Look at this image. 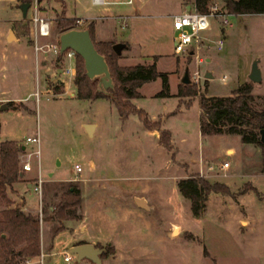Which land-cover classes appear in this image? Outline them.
Here are the masks:
<instances>
[{"label":"rangeland","instance_id":"rangeland-1","mask_svg":"<svg viewBox=\"0 0 264 264\" xmlns=\"http://www.w3.org/2000/svg\"><path fill=\"white\" fill-rule=\"evenodd\" d=\"M190 1L102 0L94 4L91 0H32L23 18L19 0H0V106L3 103L5 107H0V139L13 137L22 143L27 135H38L45 180L51 170L69 177L87 173L86 159L92 160L94 171L104 178H100L99 187L87 191L93 199L87 208V221L99 219L111 242L99 243L109 251L100 264H264V154L259 146L242 144L235 134H200L195 96L150 95L161 88L160 77L145 81L140 88L143 95L131 98L152 119L164 113L159 119L161 127L170 130L169 146L156 144L143 133L136 115L128 114L127 123L120 124L118 110L107 97L60 95L63 81L68 82L69 90H75L73 77L69 79L62 70L63 58L35 53V9L51 25L50 35L37 38L39 44L58 40L53 21L63 8L67 16L86 17H77L80 28L104 18V28L113 27L112 36L104 41H128L117 63L151 62L155 56V68L167 73L172 92L182 67L192 69L193 58L185 52H173L169 15L190 8ZM103 6L108 10L104 12ZM103 13L111 16L107 19ZM124 14L127 21L122 26ZM228 18L232 26L230 33H224L222 49L215 51L211 43L206 52L210 59L199 65L202 73L210 71L211 75L192 83L199 92L205 83L206 95H226L248 79L249 65L257 59L261 78L252 87L257 96L264 92V13L229 14ZM9 32L13 36L8 39ZM98 37L93 32V38ZM94 122V131L89 134L85 124ZM227 145L234 153L223 151ZM29 146L34 150L37 144L29 141ZM31 157L33 168L24 180L29 182L37 173V156ZM201 160L203 165L229 161L225 176H205L223 181L229 192H209L202 209L193 214L175 182L197 173ZM75 163L80 166L78 173ZM44 185L41 194L31 188L25 193V206L30 210L38 211L43 202L58 200L61 189L50 186L46 191ZM12 190L10 196L18 203L19 191ZM131 194L143 195L149 206L135 208ZM5 204L0 197V209ZM41 222L44 244L52 239L55 251L72 256L66 262L62 253L54 254L45 264H88L75 261L66 243V230L55 233L57 223Z\"/></svg>","mask_w":264,"mask_h":264},{"label":"trees","instance_id":"trees-1","mask_svg":"<svg viewBox=\"0 0 264 264\" xmlns=\"http://www.w3.org/2000/svg\"><path fill=\"white\" fill-rule=\"evenodd\" d=\"M31 1L19 0L20 3H31ZM221 1L226 11L234 16L241 13H264V0ZM190 2V7L194 5L196 10L204 12L210 0H191ZM75 18L67 16L64 8L56 15L53 22L56 25L57 38L60 32L78 27L79 23L75 21ZM85 27L88 28L89 37L95 49L105 58L113 86L108 89L107 93L97 91L96 79L90 80L86 76L83 71V59L75 52V75L73 76L75 96L83 99L107 97L115 104L120 115L134 114L143 126L158 130L159 143L168 147L170 135L167 130L160 128L159 120L150 119L144 110L131 102V98L140 95L137 88L144 81L157 77H160L161 88L154 95H168L167 73L155 68V56L150 63L137 62L126 66L118 64L119 54H115L111 49L113 41L95 40L92 21L88 22ZM124 43L127 47L128 43L126 41ZM203 80L205 81L206 78ZM176 85L175 96L196 97L200 134H235L239 136L242 144L259 146L264 154V145L259 141L258 133L260 128L264 127V92L254 96L251 80L242 81L235 88L230 89L226 95H206L205 83L202 92H199L190 81L187 83L179 81ZM6 104L11 105V101H7ZM23 151V143L19 140L3 139L0 141V197L6 203L0 209V264H28V261L37 257L41 250L40 221L53 219L60 223L58 228H61L64 226V219L71 213V209L79 205V189L72 181L64 184L63 192L56 202L42 206L41 214L25 212L22 201L14 203L10 193H13V183L23 179L24 173L20 167L19 156ZM175 184L178 192L189 201L193 214L202 209L209 192H229V186L223 181L210 180L197 173L179 177ZM251 188L254 189V187ZM107 246L111 249L110 245ZM94 247L100 250L98 255L101 261L109 255L106 246L105 248L97 243ZM88 264H90L89 261Z\"/></svg>","mask_w":264,"mask_h":264},{"label":"crops","instance_id":"crops-1","mask_svg":"<svg viewBox=\"0 0 264 264\" xmlns=\"http://www.w3.org/2000/svg\"><path fill=\"white\" fill-rule=\"evenodd\" d=\"M124 1L125 2H130V1H126V0H124ZM91 3H93V2H91ZM102 10L105 12L108 9L103 6L102 7ZM104 14H107L108 15L107 17H105L107 19H108L109 16H111V13H103V15ZM242 14H245V13H241L240 15H236V16H241ZM126 15L127 14H124V16H121V17H124L123 18L124 21H127V20H125L126 17H127ZM75 17L76 18L77 17L86 18V17H83V16H75ZM103 23H104V18H99L98 21L96 20L95 23H93V32H94V34H98L99 35V37H98L99 39L98 40H105V39H108L109 37L112 36V31H113L112 28L113 27H110V28L108 27V29H106V28H104V24ZM114 23H115V21H114ZM112 25H113V23H112ZM231 26H232V23H231ZM231 26H229L227 28V30H225V31H228L229 30L228 33H230ZM209 32H210V34H216L217 33L216 26H214L212 29H210ZM125 41L128 43L127 40H123L122 42H125ZM156 59H155V61H156ZM209 59H210V56L208 54L206 56V59L205 60L208 61ZM149 62H150L149 59L148 60L147 59H142V61L139 62V63H149ZM132 64H134V63H132ZM126 65H128V64L125 63L124 66H126ZM205 72H207V71H205ZM68 77H69V79H71L73 76H68ZM260 78H261V69H260ZM142 84L137 88V90H138V92L140 94L138 97H141L143 95L141 93V91H140V88L142 87ZM167 86H168V82H167ZM62 89L63 90L60 92V95L62 94V96H64V95H67L68 96V94H69V96L76 97L75 96V90H69V88H68V82L63 81V83H62ZM176 90H177V85H176L175 90L172 91V92H169V86H168V95L169 94L175 95ZM156 92H153L150 95H153L155 97L154 94ZM138 97H135V98H138ZM95 98L96 99H101L102 97H95ZM179 98L180 97L177 96V99H179ZM136 107H138V106H136ZM138 108H141V107H138ZM141 109L144 110V108H141ZM175 111H177V108L174 110V112ZM145 113H146V111H145ZM146 115H147V113H146ZM162 115H164L163 112H161L159 114V118ZM198 115H199V109H198ZM118 118L121 120L120 121L121 122L120 124H122V125L123 124H126L127 121H128V114L126 116H122V115L119 114L118 115ZM159 118L157 120H159L160 128H163V127H161V119H159ZM150 119H152V118H150ZM152 120H156V119H152ZM140 123H141V121H140ZM89 125L91 126L90 127V133H92L94 131L95 122L93 124H89ZM141 125H142V123H141ZM142 127L144 129V132L143 133L146 136H148L149 139H152V140L155 139L154 140L155 143L156 144H160L159 141H158V136H157L158 135V130H156V129H148V128H146L143 125H142ZM163 129L167 130L168 131V134H170L169 128L165 127ZM29 136L27 135L26 137H29ZM26 137H25V139H26ZM3 139H7V138H1L0 141H2ZM12 139H15V138L12 137ZM15 140H17V139H15ZM169 140H170V137H169ZM28 142L29 141H27V139L24 142H22L23 143V149L24 150H29V149L32 150V147H30V146L28 147ZM160 145H162V144H160ZM36 148L39 149V144H38V146ZM228 150H231L230 153H234L233 147H231L229 145H227L223 149V151H225V153H227ZM39 153H40V150H39L38 154L36 155L37 156L36 157V160H37V162H36V172L37 173H34V175H33V177H34L33 181H30V182L29 181H24L25 180V176L27 174H30V172H31V170L33 168L32 163H31V169H29V171H25V172L23 171V173H24L23 174V179L20 180V181H16V182L13 183V189L19 191V194H20L19 200L23 202V205L22 206H24V210L27 213H35V214L38 213V214H41V208L43 206L42 205L41 207H39L38 208V211H35L34 209H31L30 210L28 208V206H25L26 205V201H25V196H24L25 193H29L30 192V188L31 189H34V184L36 183V180H37L38 176H41L43 178L42 172H41V169H40V156H39ZM32 155H34V153L31 154V156ZM86 161H87V164H88L87 165V167H88V169H87L88 172L87 173L76 174L73 177H69L67 175H55V172L51 170V171H49L50 177H48L46 180L44 179V182H43V183H45L44 188L46 189V191L48 190V188L50 186L56 187L57 189H61V191L58 194H61L63 192L64 184L67 181L74 182L75 183V186L79 189V195H80L79 205H77V206H75V207H73L71 209V213L69 214V216L64 219V226H62L61 228H58L59 225H60V223L57 222L56 220H53V219H50V220H47L46 221V222H48V224L57 223V226H55V228H54V232L55 233H58V232L64 231V230H66L68 232L66 234L67 235V239H66L67 242L66 243L68 245L69 250H70V248L72 246L79 245V244H75V243L76 242H80V241H82L81 243H90L93 246L94 245H97V243H100V242H106V243H109L111 245L110 239L105 235L104 231L101 229V222H100V220L99 219H96V220L87 221V218H88L87 217V214H86L87 213V208L90 205L89 203L93 202V199H92V197L90 195V192H87V191H89L90 188H94L95 186L96 187L97 186L99 187V183L98 182L100 181V178H104V176L101 173H98V172H95L94 171L95 170L94 164H93L92 160H90V158H87ZM204 162L205 161H203V160L198 161L195 170H198V167L199 166L200 167L204 166L203 165ZM235 162H236V160H235ZM75 164H77V163H75ZM79 170H80V166H79L78 171ZM195 170L194 171H191V172H195ZM78 171L76 173H78ZM43 183H42V185H43ZM42 185H41V189H42ZM34 190H36V189H34ZM41 193H42V190H41V192H39V194H41ZM131 196H132V198L134 200V202H133L134 204L133 205H134L135 208H138V207H144V208H146V207L149 206V204L146 202V200H145V198H144L143 195H140V194H131ZM137 199H139V200H137ZM52 203L53 202H50V201L49 202L47 201V203L46 202H43V204H45V205H51ZM75 208H76V210H75ZM41 224H42V222H41ZM51 227L52 226L50 225L49 228H51ZM80 231H81V234L80 235H77V233H79ZM40 239H41V250H40V253H42L44 257L41 259L40 256L38 255L37 257L32 258V261H30V263H28V264H33V263H36V264H45L46 260L49 262L50 259H51L50 257H52L54 254H61L63 252L61 250L55 251L56 250V249H54L55 248V244L52 242V239H51V243L44 244L43 239L41 238V229H40ZM59 244H61V243H59ZM65 254H68V253L65 252L64 254L62 253L61 255L64 256ZM64 257H63V259H64ZM71 260H72V256L70 255V260L69 261H71ZM81 260H84V261H87V262L89 261V260H87L85 258H83ZM69 261H66V262H69ZM79 262H81V261H79Z\"/></svg>","mask_w":264,"mask_h":264},{"label":"built area","instance_id":"built-area-1","mask_svg":"<svg viewBox=\"0 0 264 264\" xmlns=\"http://www.w3.org/2000/svg\"><path fill=\"white\" fill-rule=\"evenodd\" d=\"M102 0H91L93 3L101 2ZM130 1V0H126ZM230 13L226 11L222 4H218L216 1L208 3L207 10L200 12L196 10L194 5L189 9H183L178 12H174L169 17L171 19L172 28V39L174 41L173 52H185L189 58H193V66L190 70L188 68V75L190 82L197 83L200 79H204V73L200 71L199 65L205 61L206 52L208 53L210 44L212 43L213 49L219 51L222 49L224 44V33L225 30L231 26ZM124 17H121V25H125ZM75 21L79 23L80 19L75 18ZM32 22L34 23V49L35 53L41 52L42 55L48 53H54L64 60L62 70L67 76L75 75V51L71 48H66L60 51L59 40L52 42H44L43 44L38 43V37L50 35V22L45 17L38 15L35 9L34 15L32 16ZM214 26L217 28L216 34H210V29ZM38 57V56H37ZM220 81L224 82V75L220 77ZM27 141L35 142L38 146L39 137L38 135H32L26 137ZM39 152L38 148L34 150H24L19 154L20 156V167L23 171H29L31 169V154L37 155ZM228 166V161H219L216 164H205L202 167H198L197 175L205 177H212L214 175H224L225 169ZM79 165L75 164V171H78ZM206 178V177H205ZM44 179L38 176L34 189L41 192V185ZM42 259L44 256L42 253L39 254ZM64 261H69L70 256L64 255ZM30 263V260L28 261Z\"/></svg>","mask_w":264,"mask_h":264},{"label":"water","instance_id":"water-1","mask_svg":"<svg viewBox=\"0 0 264 264\" xmlns=\"http://www.w3.org/2000/svg\"><path fill=\"white\" fill-rule=\"evenodd\" d=\"M29 3H20L19 7L22 9V17L25 18L28 10ZM12 32L9 33L8 39L11 38ZM58 40L60 43V51L66 48L73 49L78 55L83 59V71L86 76L90 79H96L95 88L97 91L107 93L109 88H112L113 81L108 71V67L105 58L100 54L94 47L91 38L89 37V32L87 27H75L69 28L59 33ZM125 47V43L122 41H115L111 43V49L115 54H119L120 50ZM257 59H253L249 65V71L247 78L252 82H258L260 79V68L257 67ZM182 73L179 77V81L187 83L190 81L188 75L187 66H183ZM211 75L210 71L204 73V77L208 78ZM4 108V104L1 106ZM90 125L85 124V129L90 133ZM259 141L264 145V127L260 128ZM139 200V199H137ZM70 252L75 255V261L79 262L81 259L85 258L90 261V264H100L101 260L99 258L100 250L95 248L90 243H80L79 245H74L70 248Z\"/></svg>","mask_w":264,"mask_h":264}]
</instances>
